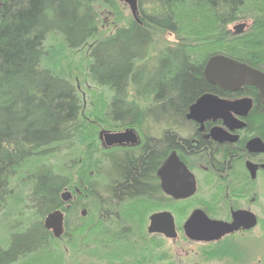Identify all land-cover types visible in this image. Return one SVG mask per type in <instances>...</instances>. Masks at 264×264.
I'll return each instance as SVG.
<instances>
[{
    "label": "trees",
    "instance_id": "1",
    "mask_svg": "<svg viewBox=\"0 0 264 264\" xmlns=\"http://www.w3.org/2000/svg\"><path fill=\"white\" fill-rule=\"evenodd\" d=\"M256 1L246 9L247 0H139V20L130 16L106 32L101 11L121 18L116 0H0V216L16 220L0 244V264L54 250L62 256L64 244L71 256L64 264L156 263L135 214L144 188L105 183L110 197L99 195L100 170L112 180L116 166L111 160L99 167L96 124L89 121L99 114L88 111L77 77L85 74L109 92L102 116L115 121L106 120L108 127L146 116L184 117L214 91L204 76L211 56L264 70V41L253 36L264 30V0ZM183 7L192 15L202 10L194 35L181 32ZM245 9L253 25L235 34L231 26ZM83 50L87 57L77 64ZM147 168L142 161L121 173L127 182L140 181ZM79 183L84 195L66 207L62 193ZM85 208L91 220L81 216ZM57 209L66 213L60 238L44 224Z\"/></svg>",
    "mask_w": 264,
    "mask_h": 264
},
{
    "label": "flooded vegetation",
    "instance_id": "2",
    "mask_svg": "<svg viewBox=\"0 0 264 264\" xmlns=\"http://www.w3.org/2000/svg\"><path fill=\"white\" fill-rule=\"evenodd\" d=\"M247 27L246 23L245 29ZM259 70L264 72L262 69ZM211 85L214 91L210 93L216 98L226 102L249 100V106L229 110L228 115H222L220 112L201 121L189 118V109L187 115L180 118L146 116L143 122H117L109 127L97 122V126L101 128L100 143L97 142L99 167L103 169V163L111 166V160H114L116 166L115 170L109 171L113 174L112 180H106L103 170H100L98 185L101 199L104 198L103 191H106L105 183H110L111 186L114 183L117 185L139 183L145 192H142L143 195L139 193L136 202L159 209L151 213L149 224L154 213L170 212L175 220L178 237L181 231L186 237L184 225L196 210H202L210 219L226 222H233L234 213L240 211L255 215L257 224L253 228L249 230L241 228L230 235L250 232L262 226L263 94L257 86L250 84L237 90ZM104 120L115 121V118L105 117ZM216 132H219L218 137L215 136ZM106 133L125 134V137L120 142L110 145L106 141ZM142 161L148 164L145 179L128 182L123 179L122 166L133 169L136 163ZM65 190L71 192L68 188ZM175 193L182 196L176 197ZM106 197H110L108 191ZM76 200L72 194L71 200L65 202L66 207ZM174 204H181V226L171 207ZM188 207L190 210L187 213ZM156 234L166 237L163 234Z\"/></svg>",
    "mask_w": 264,
    "mask_h": 264
},
{
    "label": "rangeland",
    "instance_id": "3",
    "mask_svg": "<svg viewBox=\"0 0 264 264\" xmlns=\"http://www.w3.org/2000/svg\"><path fill=\"white\" fill-rule=\"evenodd\" d=\"M116 2L120 11L121 18L116 15V12H111L108 10L101 11V18L106 32L110 31L111 28H113L116 24L125 23L127 21V18L132 16L130 6L125 1L116 0ZM255 5H257L256 0H247L246 9H254ZM246 9L243 11L242 14V16L244 15V18L235 22L231 26L233 30V27L235 25L247 23L248 27L244 29L240 35L247 33V31L253 25V14L251 16L250 12H248V10ZM191 11L194 10H191V8L183 7V10L179 14L181 32L183 35H194V32L198 30V26H201L199 20L202 18V16L200 15L202 13V10L197 9L196 11L199 12H195V15H192ZM253 36H255L257 39H261L264 41V30L256 32ZM169 40L175 41L176 36H169ZM55 41L57 43H60V41L58 40ZM83 51L82 53H77L74 56L78 62L77 64H82V62L84 64V57L85 54L87 57V53L86 50ZM82 71H84L83 68ZM77 78L78 83L81 86L82 91L84 92L88 111L93 110L96 111L97 115L99 114V116L90 117L89 121H92L96 124V139L97 142L100 143L99 131L101 130V128L97 126V122H101L103 123L102 125L108 127V123L106 122V120H104L105 117L102 116V114L105 111L104 108L110 97L109 92L106 89L99 88L98 86L93 84L90 80L86 78L85 74H81ZM69 190L72 192L75 198H78V196L84 195L86 188L83 183H79L77 187L69 188ZM103 195L104 197H106V191H103ZM171 207L176 214L177 222L181 226V204H174ZM85 209V215L81 214V216L84 218H88V216H90V212L88 208ZM135 209V214H137V216L141 220H143L144 232L148 234L145 243L144 240H141V243H148L146 244V246H148V248L150 249V252H148V254L151 255V257L156 258L157 264H264V222L262 226H258L250 232L230 235L217 242L204 243L190 241L184 236L182 231L179 232V237L177 239L171 240L161 235L150 234L147 231L149 224V216L151 215V213L159 209L145 206L143 203L137 204L135 206ZM189 210L190 207H188L187 213L189 212ZM262 216L264 219V214ZM91 218L92 217L90 216V219L88 220H91ZM15 221L16 220L10 216H0V244H4L3 241L5 239L8 240V238H10L9 230L12 229L13 226H15ZM84 223L90 224V221H84ZM61 249L64 253L62 256L58 255L57 257V254L54 250L52 252L43 253L41 254V256L37 255L33 258V260H27L19 264H64L63 261L65 256H67L65 257L66 260H68V257L71 258V256H69L70 249L65 244ZM75 256L77 259L78 254H76ZM128 262L132 261L130 260Z\"/></svg>",
    "mask_w": 264,
    "mask_h": 264
},
{
    "label": "water",
    "instance_id": "4",
    "mask_svg": "<svg viewBox=\"0 0 264 264\" xmlns=\"http://www.w3.org/2000/svg\"><path fill=\"white\" fill-rule=\"evenodd\" d=\"M123 1L130 6L134 19L139 20V0ZM245 27L246 23H241L235 25L233 31L235 34H241ZM204 76L208 83L218 85L223 89L237 90L248 84L257 86L264 97V72L224 54H216L208 59L204 68ZM249 103V100L226 102L216 98L211 93H205L191 105L188 117L201 121L220 112L222 115H228L227 111L236 110L244 106L248 107ZM215 136L218 137L219 132H216ZM124 137L125 134H105L106 141L110 145L120 142ZM61 196L64 202H69L72 198V193L65 190ZM175 196L179 197L182 195L175 193ZM85 213L86 210H83L82 214L85 215ZM64 217V211L57 209L50 212L44 220L45 227L52 231L56 238H60L64 234ZM256 224L255 215L249 212H236L234 213L233 222H226L210 219L202 210H196L186 221L184 231L186 237L190 240L209 243L220 241L225 236L241 228L249 230ZM148 232L150 234H163L170 239L178 237L175 220L170 212L154 213L150 217Z\"/></svg>",
    "mask_w": 264,
    "mask_h": 264
}]
</instances>
